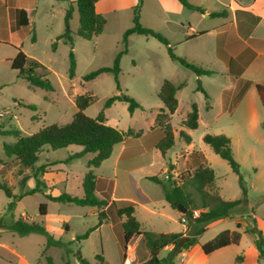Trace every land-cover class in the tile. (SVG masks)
I'll return each mask as SVG.
<instances>
[{
    "label": "rangeland",
    "instance_id": "374dc122",
    "mask_svg": "<svg viewBox=\"0 0 264 264\" xmlns=\"http://www.w3.org/2000/svg\"><path fill=\"white\" fill-rule=\"evenodd\" d=\"M43 1L47 3L44 4ZM57 1L39 0V11L31 15L30 26L17 27L14 21V28L9 29L8 24L4 21L0 22V127L4 130L15 129L19 131L20 136H29L51 124H66L70 122L75 111V97L86 93L96 99L84 111L86 116L95 118L100 111H103L109 126L122 132L128 128L143 131L141 137L130 138L126 141L127 151L118 169H116L115 157L121 144L115 145L110 157L93 170L97 178L98 191L102 190L101 188L107 183L108 185L111 183L115 196L123 201L121 204H126L124 202L126 199L139 200L140 193L145 192L149 202L155 203V205L150 203L148 208L158 212L160 210L158 203H165V200L161 185L151 178L156 177L164 182L167 178L161 172L170 165L173 166L175 173L184 171L185 161L180 155L182 152L190 151L201 153L207 165L213 169L215 182L212 191L217 192L222 200L239 199L241 190L238 175L234 174L226 161L217 156L202 141V137L206 134H203L206 130L205 126L200 125L197 129L190 130L191 147L187 148L183 139L178 136L181 129L180 122L187 113L191 112L190 102L197 97L194 92L199 77L172 61L166 45L151 37L132 34L127 39V53L120 61L118 75L120 92L116 90L112 74H102L94 80L84 82L83 77L86 74L101 67H111L115 55L123 49V33L132 26L133 9H121L115 13H107L103 16L106 20L103 32L91 40H84L76 35L79 26L76 0ZM50 3L54 5L52 15L42 17V11L49 9ZM62 6L64 12L69 6L73 7L69 24L76 66L72 79L68 77L70 49L68 45L59 43L55 51L51 48L54 40L50 37L55 32L61 34L64 32L65 13L58 10ZM178 17L164 14L153 17L148 1L141 0L140 24L165 37L173 54L179 57L181 49L188 51L192 46L186 44L177 48L173 45L174 40L181 34L171 33L172 24L170 22ZM178 29L184 32L180 26ZM33 35L34 42L31 41ZM16 48L45 67L37 74L50 82L53 87L52 91L30 88L24 80L17 76V72L10 68L9 63L15 57ZM164 80L175 84L185 82V86L177 94L179 107L170 123L172 131L176 132L174 145L165 156H160L154 148L157 138L152 127L158 110L163 107L158 98V92ZM119 93L130 96L141 108L137 109L133 115H129L127 104L123 102L103 109L107 98ZM28 105L34 106L35 109H30ZM210 130V132H216L217 129ZM255 134L257 136L256 132ZM261 140L260 137L256 139V143L233 140L231 149L234 159L240 166V176L248 190L247 203L234 209L230 216L221 223L208 224L206 231L199 237V242L204 243L223 230H238L242 234L239 255L245 256L246 264L252 263L247 250L250 246H254L255 239L250 229L253 225L258 226L264 235V141ZM15 141L16 138L12 135L0 136V181H4L13 194L21 193L19 180L23 176L31 177L26 189L33 188L35 184L32 175L35 169L47 163H55L49 169L61 171L68 176L66 181L56 183L52 190L53 195L67 193L82 197L83 174L88 170L87 161L93 158L94 154L88 153L80 159L66 163L65 160L69 155L77 153L81 147L73 145L57 150L43 147L38 153L34 169L29 170L19 167L13 161V157L7 158L3 153V144H13ZM127 153L130 154L129 157ZM140 153L142 156H139ZM8 202L9 200L0 190V218L3 223L19 218L39 222L38 207L40 204H45L47 215L41 219L43 226L54 238L64 242L72 241L70 248L74 255L69 257L71 264H80L75 255L77 252L89 264H122L121 247L117 246L116 233H113L110 224L106 223L108 221L97 230H93L87 239L76 241L78 235L97 225L98 213L95 208L52 202L41 193L22 197L16 201L14 210L10 212L6 209ZM251 213L254 214V218ZM238 219L243 220V226L250 223L245 228V232L242 227L237 228ZM0 230L3 229L0 228ZM4 231L6 233L2 234V238L7 241L5 238L13 234ZM12 239L13 245L31 264H46L44 257L41 256L46 242L44 236L30 234L23 238L14 236ZM46 255L52 258L53 264H64L63 249L50 247ZM98 256H101L102 260L98 259ZM160 256L165 257V254L162 253ZM0 264L22 263L16 258L2 257ZM223 264H236V261L233 258L229 261L227 258Z\"/></svg>",
    "mask_w": 264,
    "mask_h": 264
},
{
    "label": "trees",
    "instance_id": "16d2710c",
    "mask_svg": "<svg viewBox=\"0 0 264 264\" xmlns=\"http://www.w3.org/2000/svg\"><path fill=\"white\" fill-rule=\"evenodd\" d=\"M62 1V0H58ZM99 0H76L78 9V29L76 35L84 40H91L93 37L102 33L105 26L104 17L95 11V4ZM179 3L186 9L203 13V9L198 6L191 5L188 0H178ZM140 8L141 0L133 8L132 26L125 30L122 37L123 49L119 51L112 62L111 67L98 68L83 77L84 82L94 80L102 74H112L117 92H120L118 83V75L120 73V61L122 56L127 53V39L132 34L151 37L167 46L169 57L172 61L178 63L186 70L193 72L196 76L210 75L213 72L199 68L195 64L187 61L185 58L178 57L173 54L172 48L168 41L158 32L146 28L140 24ZM73 7L69 6L64 15V32L58 37L68 45V77L73 78L75 72V58L73 54V39L69 26L72 17ZM225 12L212 13L210 16L217 17L224 15ZM17 27L28 26V20L24 10H17L16 12ZM34 35L31 41L34 42ZM52 51L56 49V42L51 46ZM10 68L17 72V76L24 80L30 88H39L45 91H52L53 87L50 82L38 75L39 70H44L45 67L38 61L28 57L22 50L16 48L15 57L10 60ZM183 84L175 86L169 80H164L158 92V98L162 102L163 107L158 110L154 125L159 127L162 131V138L156 143L155 148L161 156L174 144V134L170 125L171 115L175 112L178 102L175 97L176 92ZM258 96L264 108V86L257 85ZM196 91H200L207 99L208 96L203 90L201 83L197 80ZM95 98L89 94L77 95L74 99L76 111L72 115L70 122L58 125H48L38 132L29 136H20L19 131L4 130L0 127V136H14L16 141L13 144H3L2 149L4 155L8 158L13 157L19 167L23 169L33 170L35 163L38 160V153L43 147H49L52 150L64 149L69 146H79L81 151L69 155L65 160L66 163L72 160L79 159L87 153H94L95 156L87 161V167L97 168L104 160L108 159L112 153L113 147L126 138H138L142 134V130L134 131L128 129L125 132L119 131L114 127L106 124V118L103 111H100L95 118H90L84 114V110L95 102ZM115 102H123L127 104V111L132 115L135 110L140 109L141 106L130 96L125 94H114L103 104V109L109 108ZM30 109H35L34 106L28 105ZM186 118L182 121L184 128L194 130L198 126L197 108L193 104ZM180 137L186 142H190V137L184 132H180ZM202 141L208 145L211 150L226 161L231 171L238 175V184L241 190V198L237 200H222L217 192L212 191V186L215 180L213 170L208 167L200 153H194V166L190 169L180 172L176 177H172L168 172L167 179L162 182L156 177L151 179L161 185L164 200L172 207L177 202L187 209L186 213L181 215V222L187 226H193L192 230L185 236L183 233H156L152 231H142L140 224L134 216V209L132 206L118 207L114 201L110 199L112 186L108 185L106 192L103 193V198L100 199L95 195V176L89 170L83 177L82 190L83 196L81 198L72 196L67 193H62L58 196H52L49 193H43L45 188L44 183L40 180L45 172L47 165H41L32 175L35 186L32 189H26L27 182L30 176H23L19 180V187L22 190L20 194H13L11 188L4 182L0 181V190L9 200L7 204V211L14 210L16 201L27 195L35 193H43L44 197L52 202L63 204H75L77 206L95 207L98 209L97 225L88 229L83 234L76 237V241L85 240L89 234L106 221L111 222L112 229L118 237V242L121 247L122 260L125 259V251L127 245L136 236H141L143 245L148 251L149 258L140 264H173L174 259L179 253L198 245V239L202 235L211 222L228 218L232 211L237 207L243 205L247 201L248 190L245 182L240 176V166L233 157L231 149V141L225 135H210L205 134ZM1 162V161H0ZM173 166L168 167L171 171ZM197 212V216H194ZM46 214L45 204H40L38 207V215L40 218ZM183 219V220H182ZM0 228L10 233L16 234L19 237H24L29 234H38L45 237V246L41 252L46 264H53L50 256L46 255V250L49 247H58L64 250V264H71L69 257L74 255L70 242H64L60 239L54 238L50 235L42 222L25 221L22 218L12 220L7 224H3L0 218ZM250 232L255 235L254 246L258 253V260L264 261V238L262 232L253 225ZM241 234L237 231L224 230L218 233L213 239L201 245L204 254H210L216 250L224 248L229 245H237L240 241ZM170 246L165 257L159 258L158 254L165 247ZM76 257L80 264H89L82 258L79 252ZM102 260L101 256L97 257ZM242 257H236V264H241Z\"/></svg>",
    "mask_w": 264,
    "mask_h": 264
},
{
    "label": "crops",
    "instance_id": "0c3cea01",
    "mask_svg": "<svg viewBox=\"0 0 264 264\" xmlns=\"http://www.w3.org/2000/svg\"><path fill=\"white\" fill-rule=\"evenodd\" d=\"M147 1L149 3L150 13L153 17H156L157 15L161 16L162 14L165 16H179L178 19H174L172 20L173 22H170L172 24L171 33L181 34L179 38L174 40L173 45H175L177 48L186 44H191L192 46L190 49H188V51H186V49H181L179 57L185 58L187 61L195 64L199 68L213 72L210 75L199 76L198 79L208 98L206 99L202 92L196 91L195 89L194 95L197 97L195 100L190 102V107H192L194 104L197 108V128L200 125H204L206 130L203 132V134L211 133L214 135L227 136L231 141V147L234 139L238 141H251L256 143V139L260 137L262 139L261 141H264V108L259 99L256 87L257 85L264 86V0H188L191 5L198 6L203 9V13L186 9L179 3L178 0ZM43 3L46 4L47 1H43ZM136 3V0H99L95 4V11L104 16L107 13H115L121 9H133ZM38 4L39 0H0V22L4 21L6 24H8L9 29H12L14 28V24L16 22L17 10H24L28 20V26H30L31 15H35L39 11ZM53 6L54 5L50 3L49 9L42 11L41 16L44 17L47 15H52L54 10ZM63 9V6L62 8H58V10L64 14L65 12ZM220 12H225V14L217 17L210 16L212 13ZM179 26L184 32L178 29ZM61 35L62 34L60 32H55L50 37V39L54 40H52L53 42L51 43V46L54 42H56L57 49L59 43L65 44L62 39L56 40ZM173 84L175 86L183 84V86L177 90L175 95L178 102L177 108L175 110L176 112L179 107L177 94L185 86V82ZM175 112L171 115V118ZM185 118L186 117H184L180 122L181 129L178 133L179 137L180 132H184L189 137V134H191L190 129L184 128L182 126V121ZM154 122L152 130L153 132H156L157 138L154 144L155 148L156 143L162 138V131L159 127L154 125ZM106 124L109 125L107 118ZM213 128H215V130L217 129L216 132H210V129ZM255 132L257 133V136ZM173 134L175 139L176 132L174 131ZM130 138L132 137L126 138L123 142L119 143L121 146L117 150L115 157V162L117 165L116 169H118L121 165L122 158L127 151L126 141ZM183 142L187 145V148L191 147V138L189 143H186L184 140ZM81 149L82 148L77 151L79 152ZM156 151L160 155L158 150ZM194 153L196 152L188 151L186 153H181L180 157L185 161L183 166L185 170L194 166ZM129 155L130 154L127 153V157H129ZM139 156H142V153H140ZM202 157L204 163L207 165L205 157L203 155ZM45 165H47L45 167V172L40 176V180L43 181L45 186V188H43V193H49L52 196H56L53 195L52 192L54 186L56 183L66 181L68 175L61 171L50 170L49 167L55 165V163H47ZM87 168V172L91 170L92 173L93 170L96 169L89 167ZM168 172L173 178L180 173H175L173 169L168 171V168H165L162 170L161 174H164L165 177L167 176L165 174ZM86 173L83 174V177ZM107 188L108 183L101 188L102 190L98 191L97 178L95 176V195L98 198H103V193L106 192ZM29 189L32 188L30 187ZM43 193L41 194L43 195ZM110 199L114 201L118 207L131 205L134 209V216L139 222L140 229L142 231H152L156 233L177 232L183 233L186 236L190 229L192 230L193 228V226L189 227L187 224H183L181 222L182 214L177 211V209H172L166 201H164L165 203H158L160 206V210L158 212L149 209L148 205L151 202H149V198L145 192L140 193L139 200L126 199L124 201L126 204H121L123 201L119 200V198L115 196L114 189H112ZM151 204L155 205V203ZM95 209L98 213V209ZM46 215L47 214H45L44 217H46ZM251 215L253 218L255 217L254 214L251 213ZM44 217L40 218V222L43 223V220L41 219H44ZM226 219L227 218L220 219L211 222V224L221 223ZM24 220L28 222L32 221L27 219ZM242 221V219L237 220V228L242 227L244 229L243 231L245 232V228H247L250 223L243 226ZM106 223L110 224V228L113 231V225L111 222L108 221ZM103 224H101L99 227H101ZM99 227H97L95 230H97ZM256 229L259 230V227L256 226ZM229 231L239 232L238 230ZM3 233L6 232L4 230H0V258H16L22 264H31L27 258L19 252L18 248L13 245L12 238L17 235L11 233L13 235H11V237H6V241L2 238ZM239 233L241 234V232ZM241 241L242 234L237 245H229L206 255L201 249V245L206 242L200 243L198 239V245L179 253L174 259L173 264H223L227 261V258L229 261H231L232 258L234 261H236V257L240 256L239 253ZM116 244L117 246L119 245L117 236ZM49 248H47V250ZM170 249V246L165 247L159 252L158 257L163 258V256L160 255L163 253L166 256ZM247 252L252 258L251 264H259L260 262L264 263V261L258 260V253L255 246H250ZM240 257H242L241 264H246L245 256ZM148 258L149 254L142 243L141 236H136L127 245L125 259L122 260V264H140L146 261Z\"/></svg>",
    "mask_w": 264,
    "mask_h": 264
},
{
    "label": "water",
    "instance_id": "95a60500",
    "mask_svg": "<svg viewBox=\"0 0 264 264\" xmlns=\"http://www.w3.org/2000/svg\"><path fill=\"white\" fill-rule=\"evenodd\" d=\"M174 207L175 209H177V211H179L182 215L186 213L187 209L185 207H183L181 204L175 202L174 203Z\"/></svg>",
    "mask_w": 264,
    "mask_h": 264
},
{
    "label": "built area",
    "instance_id": "2783aa9c",
    "mask_svg": "<svg viewBox=\"0 0 264 264\" xmlns=\"http://www.w3.org/2000/svg\"><path fill=\"white\" fill-rule=\"evenodd\" d=\"M165 178H167V176H165ZM194 216H197V212H194ZM183 220V219H182Z\"/></svg>",
    "mask_w": 264,
    "mask_h": 264
}]
</instances>
